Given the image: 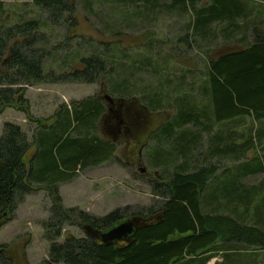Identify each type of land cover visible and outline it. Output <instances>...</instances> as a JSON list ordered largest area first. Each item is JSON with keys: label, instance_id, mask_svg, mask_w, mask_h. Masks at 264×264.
Masks as SVG:
<instances>
[{"label": "trees", "instance_id": "1", "mask_svg": "<svg viewBox=\"0 0 264 264\" xmlns=\"http://www.w3.org/2000/svg\"><path fill=\"white\" fill-rule=\"evenodd\" d=\"M113 1L122 6L144 5L141 10L147 13L157 11L159 6V0ZM200 2L172 0L168 9L187 12L191 7L195 15L189 27L195 37L205 41L210 39V26L214 22L227 24L222 30L225 49L214 57L208 54L210 60L206 62V78L200 90L205 106L196 105L197 97L184 93L177 85L176 100L181 95L193 100L181 104L175 100L174 119L163 123L156 133L160 142L173 141L177 145L174 176L169 181L160 178L162 183L155 186L156 195L162 200L158 204L130 215L127 209L120 208L104 218L93 217L78 208H64L60 184L74 179L78 170L116 160L117 146L98 136V124L106 111L98 98L65 107L53 125L37 121L42 130L37 131L31 142L20 126L4 125L0 136V228L14 218L18 205L36 189L43 188L49 193L53 209L44 231L51 245L49 260L42 264H208L215 254L221 257L219 264H264V188L246 184L249 178L264 174V158L257 153L253 160L240 162L255 144L252 129L240 134L241 144L231 138V134H238L234 130L245 117L252 118L260 127L264 122V34H256L254 42L248 44L245 29L249 30L253 23L248 8L252 0H209L208 6L197 9ZM32 5L46 17L47 24L21 19L8 26L6 7L0 3V114L10 108L17 109L34 121L25 90L48 83L95 84L104 79L102 83L106 82L119 99L137 101L132 97L133 83L120 71L126 65L110 61L114 53L107 55L102 51L99 56L83 58L82 69L63 73L58 78L50 70L47 72L51 52L44 46L50 43L41 34L42 28L49 24L52 28L76 31L77 0H33ZM240 18L246 21L243 25L236 22ZM235 29L242 30L239 37ZM237 38L240 43L236 45L240 46L229 47L232 44L227 42ZM180 40L187 42L188 37ZM114 47L122 52L120 43ZM126 95L132 99H122ZM166 96L162 93L152 97L154 100L148 108H156L153 105L159 99L164 102ZM233 122L237 123L235 127L230 125L229 136L220 133L211 138L212 147L218 150L205 156L207 162L198 168L194 165L195 168H187L188 162L191 161L190 166L195 164L189 152L198 141L185 128L195 125L209 133L215 126ZM255 132L261 142L264 139L261 129ZM145 135H141L140 146ZM34 147L35 153L27 164V155ZM228 156L235 163L229 164L230 171L227 165L219 173L222 159ZM181 157L184 162L179 163ZM217 157L220 161L212 163ZM227 171L229 174L225 175ZM224 175L227 177L222 180ZM158 216L160 219L155 220ZM131 218L141 219L143 223L130 242L106 245L97 239L100 233ZM69 226L91 232L85 238L68 234L60 243L63 231ZM0 264H16L8 245H0Z\"/></svg>", "mask_w": 264, "mask_h": 264}, {"label": "rangeland", "instance_id": "2", "mask_svg": "<svg viewBox=\"0 0 264 264\" xmlns=\"http://www.w3.org/2000/svg\"><path fill=\"white\" fill-rule=\"evenodd\" d=\"M171 1L159 0L157 11L147 13L141 10L144 5L122 6L113 0H77L79 26L76 31L52 28L49 24L42 28L41 34L45 35L50 43L44 46L51 52L46 63L47 72L50 70L58 78L63 73L82 69L83 58L99 56L102 51L107 55L114 53L115 56L110 61L116 65H126L120 68V71L125 73L135 87L132 97L137 101H129L131 103L127 105L130 104L131 107L136 105L142 112L146 111L151 123L141 130L132 129L130 137L119 139H111L100 130L98 136L101 140L117 146L116 160L98 167L78 170L74 179L60 184L64 208H78L93 217L104 218L120 208L127 209L130 215L141 209H149L162 201L156 195L155 186L162 183L160 178L164 177L165 181H169L174 176L177 145L173 141L160 142L156 133L163 123L175 117L176 108L173 104L178 96L177 85L182 87L184 93L197 97L196 105L205 106L200 90L203 89L206 78V62L210 60L209 55L217 56L219 51L225 49L222 30L227 26L214 22L210 26L209 40L197 38L189 27L192 15H195L191 7L187 12L180 9L170 10L168 6L171 5ZM252 1L248 8L252 11L250 15L253 23L249 30L245 29L248 32V44L254 42L256 34H264V0ZM23 3L19 0L1 2L6 7L8 26L18 23L21 19L47 24L46 17L40 14L30 1L27 4ZM208 5L209 0H201L197 9ZM236 22L243 25L246 21L240 18ZM235 31L237 36L242 33L239 29ZM183 37H188L187 42L180 40ZM238 39H231L227 44H232L229 47L233 45V48L239 47L240 45H236L240 43ZM116 43L121 44L122 52L125 54L115 51ZM103 80L95 84L48 83L29 86L25 90V96L28 100L29 114L34 121L22 111L7 109L0 114V136L4 125L11 123L20 126L31 142L37 131L42 130L37 121L43 120L46 121V125H53L58 120L60 110L63 111L65 107L71 108L73 103L90 98L100 99L107 113L109 106L103 100L104 97L110 95L118 99L120 96L110 92L106 82L102 83ZM162 93L167 95L164 102L163 99H159L156 103L158 105H153L156 108H148V104L154 100L152 97L156 98ZM178 98L176 101L179 104L193 100L191 98L186 100L184 95ZM122 99L132 98L126 95ZM243 121L234 130L238 134H231V138L241 144L243 139L240 134L252 129L251 135L256 141L252 149L247 150L241 157L240 162L253 160L257 153L264 158V139L262 143L259 142L255 132L260 128L261 134L264 135V122L260 123V127L250 117H245ZM236 123L215 126L209 133L204 132L201 127L188 125L185 130L193 134L192 139L198 143L196 147L191 148L190 154L188 153L192 157L190 160L195 158L196 165L192 163L190 166V161L187 168L203 166L207 162L205 156L218 150L210 143L213 135L227 133L230 125L235 127ZM98 127L101 129L100 122ZM222 127H225L226 131H217ZM143 133L146 135L140 146V140L136 138L140 139ZM227 134L229 136V133ZM34 153L35 147L27 155V164ZM182 161L184 162V158L181 157L179 163ZM218 161L220 159L217 157L211 162L216 164ZM234 161L236 160L232 156L223 158L222 170L219 173H222L227 165L234 164ZM237 162L239 165L240 162ZM231 166L229 165L227 169H231ZM229 171L225 175L229 174ZM225 175L222 180L227 177ZM246 184L260 185L264 188V174L249 178ZM52 202L49 193L43 188H38L18 205L14 218L0 228V245L10 246V254L16 264H42L49 260L51 244L45 239L44 224L51 218ZM68 234L76 238L87 236V232L82 228L69 226L63 231L59 242H64ZM213 256L215 258L208 264L221 263V257H217L216 254Z\"/></svg>", "mask_w": 264, "mask_h": 264}, {"label": "flooded vegetation", "instance_id": "3", "mask_svg": "<svg viewBox=\"0 0 264 264\" xmlns=\"http://www.w3.org/2000/svg\"><path fill=\"white\" fill-rule=\"evenodd\" d=\"M108 109V114L100 122V130L111 139L130 137L129 135H132L131 133L133 132L132 129L141 130L150 123L148 114L144 111L142 112L136 105L131 107L130 104L124 106L114 104L110 105ZM154 219L159 220L160 216Z\"/></svg>", "mask_w": 264, "mask_h": 264}, {"label": "water", "instance_id": "4", "mask_svg": "<svg viewBox=\"0 0 264 264\" xmlns=\"http://www.w3.org/2000/svg\"><path fill=\"white\" fill-rule=\"evenodd\" d=\"M100 100V99H99ZM108 103V106L119 104L124 106L125 103L123 100L114 99L110 95H106L103 99ZM101 101V100H100ZM143 221L141 219H130L123 221L113 228L100 233L97 238L106 245H110L113 243H127L131 241V238L135 234L136 230L142 225ZM91 232V231H89Z\"/></svg>", "mask_w": 264, "mask_h": 264}, {"label": "built area", "instance_id": "5", "mask_svg": "<svg viewBox=\"0 0 264 264\" xmlns=\"http://www.w3.org/2000/svg\"><path fill=\"white\" fill-rule=\"evenodd\" d=\"M4 0H0V2H3ZM19 1H23L24 3H26V2H29V1H31V0H19Z\"/></svg>", "mask_w": 264, "mask_h": 264}]
</instances>
